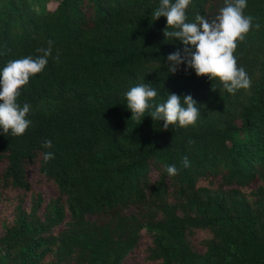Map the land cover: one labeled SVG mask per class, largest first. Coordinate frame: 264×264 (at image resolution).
<instances>
[{
	"label": "trees",
	"instance_id": "trees-1",
	"mask_svg": "<svg viewBox=\"0 0 264 264\" xmlns=\"http://www.w3.org/2000/svg\"><path fill=\"white\" fill-rule=\"evenodd\" d=\"M159 4L0 0V70L53 41L18 97L31 125L0 128V264H264V0H247L234 55L251 87L234 95L185 64L169 71L183 44L154 21ZM224 6L192 0L186 22ZM140 83L156 104L190 94L197 123L164 130L153 108L138 125L125 93Z\"/></svg>",
	"mask_w": 264,
	"mask_h": 264
},
{
	"label": "clouds",
	"instance_id": "clouds-1",
	"mask_svg": "<svg viewBox=\"0 0 264 264\" xmlns=\"http://www.w3.org/2000/svg\"><path fill=\"white\" fill-rule=\"evenodd\" d=\"M192 0H160L159 7L154 11V21L166 17L167 25L163 30L165 38L179 40L183 49L167 55V66L171 73H175L181 64L195 70L196 75L206 76L213 80L218 78L224 89L235 94L239 89H249L251 78L243 67L237 66V57L234 52L237 41H244L253 27V17L245 16L247 0H224L225 6L214 18L208 19L202 15L196 16V23L186 22V9ZM256 29L260 28L257 22ZM171 28L173 30L169 31ZM53 41L49 40L47 49H37L43 55L33 58L26 56L22 59L9 61L0 70V128L3 134L9 133L16 137L25 134L31 125L27 118L31 105L21 106L18 97L21 89L29 83L30 77L41 73L51 55ZM214 90V89H213ZM215 91V90H214ZM157 89L148 83L133 86L125 93L127 108L130 109L131 119L139 125L149 112L153 121H163V129L172 125L179 127L194 126L201 114L198 102L190 94L181 97L175 93H168L165 102L156 104ZM44 148H52V142H42ZM45 162L54 159L53 152L43 155ZM183 166L190 167L188 157L183 158ZM168 176L178 174L177 167L166 166Z\"/></svg>",
	"mask_w": 264,
	"mask_h": 264
},
{
	"label": "rangeland",
	"instance_id": "rangeland-1",
	"mask_svg": "<svg viewBox=\"0 0 264 264\" xmlns=\"http://www.w3.org/2000/svg\"><path fill=\"white\" fill-rule=\"evenodd\" d=\"M9 198H11L12 202L15 203V201H16L15 198H16V197H15L14 195L9 196Z\"/></svg>",
	"mask_w": 264,
	"mask_h": 264
}]
</instances>
